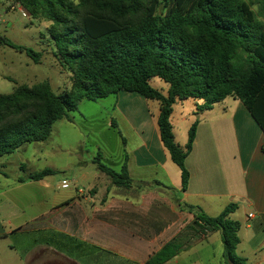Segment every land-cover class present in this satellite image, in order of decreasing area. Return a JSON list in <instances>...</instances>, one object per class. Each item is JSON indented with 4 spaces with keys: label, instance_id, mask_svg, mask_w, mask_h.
I'll use <instances>...</instances> for the list:
<instances>
[{
    "label": "trees",
    "instance_id": "obj_1",
    "mask_svg": "<svg viewBox=\"0 0 264 264\" xmlns=\"http://www.w3.org/2000/svg\"><path fill=\"white\" fill-rule=\"evenodd\" d=\"M3 1L18 5L33 20L50 23L47 33L61 66L70 70V86L55 94L43 82L0 94V158L46 141L53 125L68 120L79 102L119 92L157 104L159 138L180 171L182 192L197 123L190 126L185 146H178L170 122L177 101H200L199 110L228 97L240 101L264 134V0H254L263 20L251 9L252 0ZM2 44L24 52L34 63L40 61L41 54L29 48L5 39ZM153 79L164 82L166 89L153 88ZM110 124L116 128L114 120ZM93 164L112 185H131L126 163L117 172L98 155ZM51 174L43 170L27 179ZM233 210L229 205L216 217L196 213L194 224L202 235L220 233L226 264H245L235 253L239 226L228 218ZM179 250L176 242H169L147 264H164Z\"/></svg>",
    "mask_w": 264,
    "mask_h": 264
},
{
    "label": "crops",
    "instance_id": "obj_2",
    "mask_svg": "<svg viewBox=\"0 0 264 264\" xmlns=\"http://www.w3.org/2000/svg\"><path fill=\"white\" fill-rule=\"evenodd\" d=\"M114 99V111L126 118L131 112L127 125L137 141L120 161L131 185L116 187L98 171L106 177L99 189L92 181L98 173L84 171L78 182L85 186L71 192L70 185L61 189L65 180H28L37 172L23 166L0 169V264H147L173 241L180 250L164 264H226L220 233L203 236L194 218L216 217L229 205L228 218L239 226L236 256L264 264V134L243 104L228 97L199 110L201 102L193 100L194 110L181 119L189 124L182 147L197 123L182 192L180 171L159 138L157 104L130 92ZM132 102L141 105L142 122L134 119ZM197 113L203 115L193 120Z\"/></svg>",
    "mask_w": 264,
    "mask_h": 264
},
{
    "label": "rangeland",
    "instance_id": "obj_3",
    "mask_svg": "<svg viewBox=\"0 0 264 264\" xmlns=\"http://www.w3.org/2000/svg\"><path fill=\"white\" fill-rule=\"evenodd\" d=\"M77 2V0H71ZM253 1L251 9L257 16L260 14L258 4ZM20 7L14 3L0 1V94H8L15 86H32L46 82L50 90L57 94L70 86V70L61 66L59 58L55 55L54 45L47 29L50 23L33 20L22 14ZM259 19L263 20L259 16ZM3 39L12 44L29 48L41 54L38 63L32 62L24 52H18L4 46ZM5 76L6 78H3ZM151 86L155 89H166V84L160 79H153ZM114 96L89 102L81 101L74 111L68 114V120L57 121L46 141L27 144L13 154L0 158V169L4 171L38 172L52 171L48 175L53 182L65 180L70 185L69 191L74 188H83V183L78 182L82 172L96 171L98 176L92 180L99 189L104 188L106 177L98 172L93 160L101 157V162L107 167L120 171L123 150L130 152L137 145L130 126L131 112L128 118L120 112L114 111ZM134 119L142 122L141 105H135ZM194 101L191 99L178 101L173 105V114L170 118L171 125L175 128L176 144L180 147V140L185 136L189 124L181 119L189 110H194ZM155 113V111H154ZM203 113H197L193 120H199ZM114 120L116 128L110 125ZM130 125V123H129ZM126 146L122 149V137ZM175 141V138H174ZM177 171V167L173 166Z\"/></svg>",
    "mask_w": 264,
    "mask_h": 264
},
{
    "label": "built area",
    "instance_id": "obj_4",
    "mask_svg": "<svg viewBox=\"0 0 264 264\" xmlns=\"http://www.w3.org/2000/svg\"><path fill=\"white\" fill-rule=\"evenodd\" d=\"M60 187H61V189H68L69 188V185H68V183L66 181H63L61 183ZM203 236H205V235H203Z\"/></svg>",
    "mask_w": 264,
    "mask_h": 264
}]
</instances>
